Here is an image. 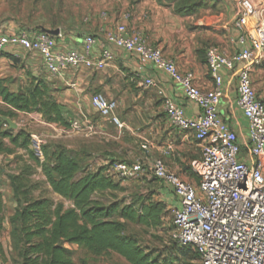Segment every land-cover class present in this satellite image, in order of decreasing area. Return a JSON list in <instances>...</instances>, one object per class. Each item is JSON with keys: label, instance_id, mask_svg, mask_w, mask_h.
Here are the masks:
<instances>
[{"label": "built area", "instance_id": "1", "mask_svg": "<svg viewBox=\"0 0 264 264\" xmlns=\"http://www.w3.org/2000/svg\"><path fill=\"white\" fill-rule=\"evenodd\" d=\"M231 1L236 5L231 28L237 50L227 55L214 46L205 49L212 81L209 90L197 87L192 72H180L161 49L140 32L128 31L124 23L104 36L106 44L165 73L199 108L197 115L188 116L182 106L166 96L162 98L170 125L189 131L198 143L199 157L191 164L197 181L167 169L160 158L151 156L147 143L141 145L143 158L131 162L106 159L104 166L107 175L130 180L146 173L170 189L177 203L171 208L170 236L177 245L192 249L200 264H264V97L258 96L250 79L252 70L264 66V20L259 18L262 10L251 0ZM95 42V36L88 33L81 49L62 50L57 48L55 37L41 31H0V52L8 45L37 52L52 75L80 66L102 69L113 61L115 53L108 46L91 55ZM222 70H236V102L247 122V138L242 143L217 110L222 97ZM142 84L163 95L154 78L146 77ZM90 103L96 112L119 125L113 115L114 101L95 93ZM69 126L86 134L95 131L85 117L72 120ZM41 144L38 136L30 135V149L38 157Z\"/></svg>", "mask_w": 264, "mask_h": 264}, {"label": "crops", "instance_id": "2", "mask_svg": "<svg viewBox=\"0 0 264 264\" xmlns=\"http://www.w3.org/2000/svg\"><path fill=\"white\" fill-rule=\"evenodd\" d=\"M251 1L262 10L259 18L264 20V0ZM111 4V12L99 19L97 24L89 23L83 29L72 31L60 29V36L56 38L59 49H81L83 37L88 33L93 34L96 42L91 55L96 54L100 47L107 46L115 53L113 61L104 68L80 66L66 69L60 75H52L45 69L39 53L28 51L19 45H8L0 52V78L7 81L10 91L27 86L31 79L44 81L60 105L67 122L76 117L78 112L81 113L82 106H90L92 94L99 93L114 101L116 108L113 115L119 118L117 127H112L108 117L99 114L92 107L98 116L92 118L95 131L87 136L92 146L85 153L93 156L89 164L96 168L104 166L106 159H141L144 156L141 145L147 143L151 156L160 158L167 169L181 178L192 180L189 173L192 162L199 157L198 143L189 131H181L170 125L162 98L166 96L182 106L188 116L197 115L199 108L185 98L183 90L176 83L152 64L142 63L135 55L106 44L105 32L124 23L128 31L140 32L149 43L161 49L166 57L176 63L180 72H192L197 87L209 90L212 88V81L205 64V47L214 43L227 55L237 50L236 34L231 28L236 5L231 0H222L216 5V13L210 15L206 10V20L202 24H196L193 16L176 14L173 5L166 0H111ZM9 55L17 58V62H13ZM221 72L222 97L217 110L242 143L247 138V122L236 102V70ZM146 77L158 81L163 95L142 84ZM250 79L258 96L263 98L264 66L252 70ZM35 118L38 122H43L41 116L36 114ZM47 125L51 127L50 124ZM62 127L59 126L58 129L61 140L56 143L73 150L71 135ZM32 134L34 133L31 132L30 135ZM133 143L136 144V149L131 151L128 147ZM108 144L114 147L110 148ZM162 187L161 199L172 208L177 204L176 200L167 186ZM2 188L0 185V193L5 202L3 192L11 194V197L13 194L11 187L6 190Z\"/></svg>", "mask_w": 264, "mask_h": 264}, {"label": "trees", "instance_id": "3", "mask_svg": "<svg viewBox=\"0 0 264 264\" xmlns=\"http://www.w3.org/2000/svg\"><path fill=\"white\" fill-rule=\"evenodd\" d=\"M166 1L180 16L194 15L206 5L205 0ZM9 58L13 62L18 60L11 55ZM0 104L8 108L0 107V152H14L3 145V139L8 138L10 145L24 150L40 168L50 189L71 203L64 207L46 197L32 198L28 189L19 183L26 169L9 176L12 198L17 202L9 216V242L17 258L14 264H74L72 245L84 254L79 264H89L85 257H98L108 252L117 253L130 264H159L126 229L129 222L146 227L159 226L165 212L161 201L144 202L141 198L104 202L101 197L105 191L121 190L119 183L106 174L105 166L89 169L85 163L81 168L82 157L59 143L42 144L41 157H38L30 149V133L24 129H2L5 122L1 117L11 119L15 112L36 113L45 122L64 127L70 124L44 81L31 79L27 86L10 91L7 81L0 78ZM189 174L193 178L194 173ZM194 178L197 181L195 175ZM3 215L4 200L0 193V232ZM0 250V264H7L1 245Z\"/></svg>", "mask_w": 264, "mask_h": 264}, {"label": "rangeland", "instance_id": "4", "mask_svg": "<svg viewBox=\"0 0 264 264\" xmlns=\"http://www.w3.org/2000/svg\"><path fill=\"white\" fill-rule=\"evenodd\" d=\"M205 1L206 5L203 7L204 9L202 8V11L199 9L197 13L191 15L194 17L196 24H202L206 20V10L209 11L210 15L217 11L216 5L218 2L212 0ZM111 8V0H0V31L6 33L17 30L38 32L41 27L48 29L59 28L63 31L83 29L89 23H92V25L97 24L99 19L105 18L107 13L111 12ZM208 46L216 47L214 43H209L205 49ZM0 107L3 110H8L4 104H0ZM88 109L89 112H87ZM92 109L91 104L90 106H82L81 113L78 112V115L71 118V121H82L85 117L93 122L92 118L96 117L97 113ZM35 115L36 113L15 112L11 120L17 123V127L13 131L24 129L28 133L32 132L34 133L32 135L39 137L42 144L59 142L61 140L58 134L60 125L45 122L42 118L43 122L40 123L35 118ZM37 115L40 116L39 114ZM116 117L118 118V116ZM5 123L2 125L3 130H7L8 127L7 123ZM47 124H50L51 127ZM69 125L67 127L63 126L62 129L68 135H71L73 151L82 157L81 168L86 163L89 169H95L96 166L89 164L93 156L85 153L92 146L88 140L89 138H87L89 134H86L82 130H74ZM111 125L112 127H117L112 122ZM131 140L130 138L129 141ZM3 145L11 147L14 152L11 154L0 152V185L3 187L2 190L9 189L10 175H18L22 173L23 169H26L25 174L20 176L19 179L21 181L19 183L28 189L29 195L32 198L41 196L52 200L54 203H62L64 207L71 205L68 200L50 189L40 168L28 158L24 150L19 148L15 149L14 146L10 145L8 138L3 139ZM108 145L110 148L114 147V145ZM128 149L133 151V149H136V144L133 143ZM132 160L133 158L128 160L126 158V162H131ZM108 176L114 182L119 183L121 190L105 191L101 197L104 202L114 200H125V202H129L132 199L138 201L142 198L144 202L161 201L164 204L165 212L159 226L146 227L137 223H127V232L135 237L146 252L150 253L152 259H155L159 264H200L193 250L177 245L170 236L171 206L161 199L160 191L164 188L160 182L154 180L146 173L136 179L130 180L120 179L116 176ZM191 181L196 182L195 178ZM3 195L5 199L3 224H5V227L3 226L0 232V245L2 251L6 253L5 258L7 264H14L17 258L16 253L11 251L9 242V216L13 213L17 202L6 191L3 192ZM71 247L74 249L72 255L73 262L74 264H79V260L84 257V254L76 246L72 245ZM85 259L89 264H130L115 252H108L98 257H85Z\"/></svg>", "mask_w": 264, "mask_h": 264}, {"label": "water", "instance_id": "5", "mask_svg": "<svg viewBox=\"0 0 264 264\" xmlns=\"http://www.w3.org/2000/svg\"><path fill=\"white\" fill-rule=\"evenodd\" d=\"M39 31L44 32L50 36L53 37H58L60 34V29L59 28H55V29H48V28H39ZM1 119L7 123L8 127L11 129H15L17 127V123L14 122L13 120H11L10 118L6 117V116H2Z\"/></svg>", "mask_w": 264, "mask_h": 264}]
</instances>
